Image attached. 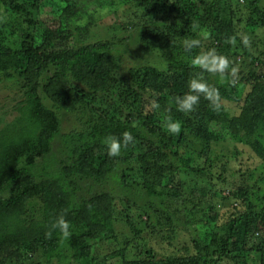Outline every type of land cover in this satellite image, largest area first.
Masks as SVG:
<instances>
[{
    "label": "trees",
    "instance_id": "obj_1",
    "mask_svg": "<svg viewBox=\"0 0 264 264\" xmlns=\"http://www.w3.org/2000/svg\"><path fill=\"white\" fill-rule=\"evenodd\" d=\"M72 1L0 0V75L5 79L17 78L26 96L18 123L14 122V131L9 134L4 129L0 136V193H3L0 196V264H24V249H41L46 264H106L115 258L121 259V264H221L225 259H233L235 264H248L252 252L260 254L257 264H264V240L253 242L249 248L254 231L258 234L264 229L261 228L264 226V189L250 185L249 175L246 186L236 190V198L249 203L248 210L232 214L221 228V234L214 235L208 247H203L200 240L192 241L198 254L188 256L155 255L139 238L144 230L128 214H124V219L116 218L107 193L80 201L73 199L76 179L89 180L99 186L110 180L118 182L117 167L121 163L129 164L133 152L138 151L136 160L143 170L142 187L151 199L149 208L156 209L160 213L157 217L162 219L165 206L180 196L170 194L166 186L159 187L155 179H159L166 168L181 171L177 167L179 162L189 164L188 158L178 155L181 144H187L189 149L190 140L185 137L188 131H192L195 143L190 142V152L198 158L208 154L210 145L220 140L209 129L211 122L220 124L230 138L254 153L260 161L257 169L264 167V72L249 81L250 88L243 93L238 105L236 101L241 97L235 95L236 88L230 79L226 77L227 82L220 86L219 77L216 78L212 85L224 91L221 101L235 102L236 113L230 114L222 103L220 109L214 111L202 98L198 109L184 117L172 102L173 97L187 91V82L193 75L185 63L192 52L184 53L179 39H184L196 25L208 33L211 47L226 57L240 51L241 46L247 52L238 38L234 45L226 41L237 35L233 21L237 19L239 1L245 4L248 18L258 20L259 27H264L262 0H200L199 3L198 0H126L134 2L145 16H152L149 17L152 24L166 23L165 32L160 33L157 26L144 25L137 36L141 49L166 59L171 73L143 68L122 79L119 78L120 59L114 46L87 43L89 25L77 31L73 46L67 44L64 48L57 47L56 40L67 30L66 37H72L66 22L58 25L59 33L49 31L47 35H39L36 25L41 21L36 17L42 9L56 6L60 8V17L69 20L73 16L69 12ZM93 1L101 8L107 1L113 4V0ZM6 18L10 20L7 24L3 22ZM11 23L21 32L18 37L24 38L19 46L6 42L4 33L8 26L11 28ZM33 42L38 46L34 47ZM47 68L53 73L42 79L44 84L40 89L43 97L51 102V108L43 104L38 93V80ZM73 83L83 87L86 93L78 94L71 86ZM118 89L120 92L115 94ZM146 95L167 105L171 116L182 122L180 134H164L162 127L149 128L155 116H147L145 108L134 109L136 104L144 102L142 96ZM110 96L112 98L106 101ZM124 100L129 102L130 112L134 110L129 120L121 121L119 113L124 105H117ZM59 111L87 115V120L79 132L70 134L72 137L64 149L67 160L60 163L57 173H50L42 160L52 153L59 134ZM163 117L164 114L157 120L162 122ZM145 130L150 136L143 135ZM126 131L134 136L135 143L122 148L119 156L109 157L104 139L108 136L121 138ZM33 199L41 203L40 219L28 208ZM250 200L255 201L253 205ZM60 214H65L71 224L72 235L68 241H63L59 231L52 228ZM117 222L128 226L130 238L116 230ZM110 241L119 242L120 249L103 255L101 247ZM215 255L217 260L213 261Z\"/></svg>",
    "mask_w": 264,
    "mask_h": 264
},
{
    "label": "rangeland",
    "instance_id": "obj_2",
    "mask_svg": "<svg viewBox=\"0 0 264 264\" xmlns=\"http://www.w3.org/2000/svg\"><path fill=\"white\" fill-rule=\"evenodd\" d=\"M199 2L200 0L197 1V3ZM239 3V10L235 16L237 19L233 23L235 24L237 34L247 35L250 43L248 47L243 46L247 49V52L241 46L239 48L240 51L232 52L228 57L231 61V67L237 68V72L234 75L230 71L226 73V77L230 79L236 88L235 95L241 97L240 100L236 101L237 105L241 104L243 93L248 92L251 85L249 81L254 75L256 76V74H262L264 72V27H259L258 20L248 18L247 9L244 7L245 4L241 1ZM262 4L264 6V0H262ZM103 5L105 7L101 8L99 7L100 5L94 4L93 0H73L71 8L69 9V12L73 16L69 20L60 17V8L56 6L45 7L42 9V13L36 17L41 21L36 25V28L39 35H47L50 33L49 31L59 33L57 28L60 23L66 22V24H69L72 37H66L68 35L67 30L66 34L63 36L60 35L61 37L56 40L57 47L64 48L67 44L73 46L77 41V31L89 25L87 43H110L114 46L115 54L120 59V79L128 77L143 68H155L166 73H171L169 71L170 65L166 59L162 56L144 52L141 49L137 36V31L143 28L144 25L150 28L157 26L160 33L165 32L164 25L166 23L161 22L157 24L155 22L152 24L151 21L153 20L149 19L152 16H145L146 13L140 8L137 9L134 2L113 0L112 5L109 1ZM72 8H75V10H72ZM100 9L105 10L104 15H98V10ZM9 21L7 18L3 20L6 24ZM9 27L4 33L6 42L19 46L24 38L18 37L21 34L18 26L11 23V28L9 29ZM187 33L184 39H201V48L193 49L191 56L199 51L212 48L209 43L210 37L206 31L194 25L190 30V34ZM184 39H179V41L182 43ZM36 43L33 42L34 47L38 46ZM183 51L187 55L190 53L186 52L184 48ZM218 53L224 55L222 52ZM190 57L185 63H187L189 70L194 74L199 70L190 64ZM52 73V69L47 68L38 80V93L42 97L43 104L49 108H51V102L43 97L40 88L44 84L42 79L50 77ZM204 76L211 85L215 83L218 77L217 75L207 73ZM71 86L75 87L78 94L86 93L83 87L75 83ZM117 92H120V90L118 89L114 93L117 94ZM221 95H224L223 90L220 91ZM25 98L26 96L21 87V82L17 78L5 79L0 75V136L4 129L9 134H12L14 131V122L18 123L20 109L26 104ZM111 98L110 96L106 101H109ZM142 99L144 102L136 104L134 109L145 108L147 116H155L154 122L149 124V128L151 130L161 129L162 122L157 119L162 114L171 115L167 105L160 104L161 108L159 112H154L151 109V103L157 99H152L148 95L142 96ZM113 102L111 105L115 106ZM221 103L230 114L236 113L238 108L235 106V102H227L224 100ZM123 105L124 108L120 111L119 118L121 121L129 120L130 113L134 109L130 112L131 106L126 100L123 103L119 101L117 107ZM105 107L108 108V106ZM59 115L61 124L59 134L53 143L52 153L46 159L42 160L43 163L45 161L44 165L50 173H57L60 168V163L67 160L64 149L67 148L66 144L72 137L70 134L75 131L79 132L83 128L82 123L87 120L85 117L87 115L83 117L82 115H78V113L59 111ZM183 116L186 117L185 115ZM262 127H264V124ZM209 129L220 140L210 145V150L207 155L198 158V156L190 152V142L192 145L195 143L193 137H191L192 131H188L185 137L190 140V142L188 141L189 149L186 147L187 144H181L182 146L178 149V155L179 158H188L189 164L184 165L179 162L177 167L181 171L174 172V168H166L161 173V177L155 179L159 187L166 186L170 190V194L177 193L180 196L174 203L165 206L166 212H163L162 219L157 217L156 214L160 213H157L156 209L149 208L151 199L146 195L145 189L142 187V184H144L142 179L143 170L140 168L138 160H136L139 154L138 151L133 152L134 157L129 164L121 163L117 167L119 169L116 176L118 182L110 180L105 185L99 186L89 180L76 179L75 186L77 189L73 199L80 201L81 199L90 198L92 195L107 193L112 199L116 218L124 219V214H128L144 230L139 238L155 255L160 257L170 255H195L198 249L194 248L192 241L200 240L201 244L204 245L203 247H208L212 237L221 234V228L232 218V214L240 213L241 211L246 212L248 210L249 203H244L241 198H236V190L246 186L247 175L250 176V185H256L264 189V167L262 166L260 169H257L260 161L254 153L249 148L236 143L230 138L228 132L220 124L211 122ZM161 132L166 134L163 131ZM143 135L150 136L146 130L143 131ZM2 194L0 193V196ZM254 202L250 200L251 205ZM255 205L259 207V204L255 203ZM28 208L31 212L34 211V216L37 219L41 218L39 215L41 213V203L39 200H31ZM156 220H160V223H157ZM139 223H142V225ZM115 226L119 233L130 238L131 231L127 228L128 226L126 224L117 222ZM261 228H264V226ZM251 237L252 241L249 243V248L253 246V242L257 243L261 241V238L264 240V229L258 234L254 231ZM118 243L117 241L104 243L101 247V253L105 255L107 251L110 253L119 250L120 245ZM33 250H23L22 262L24 264H35L38 262L46 264L43 251L41 249L37 251ZM203 250L200 251L203 252ZM212 259L216 261L217 255L213 256ZM259 259L260 254H253L252 252L251 257L248 259V264H257ZM121 263V259L115 258L110 259L106 264ZM11 264L16 263L12 262ZM221 264H235V262L233 259H225Z\"/></svg>",
    "mask_w": 264,
    "mask_h": 264
},
{
    "label": "clouds",
    "instance_id": "obj_3",
    "mask_svg": "<svg viewBox=\"0 0 264 264\" xmlns=\"http://www.w3.org/2000/svg\"><path fill=\"white\" fill-rule=\"evenodd\" d=\"M105 10H98V15H104ZM239 37L240 43L244 47H248L250 40L245 34L238 33L227 39L228 44H236ZM182 46L186 52H192L193 49L201 48L200 38H189L182 41ZM190 64L199 71L194 73L187 82V91L182 95L173 97V103L178 113L188 116L194 113L201 102V99L208 102L210 108L218 111L221 106V96L219 87L213 86L207 82L204 74L217 75L219 84L223 86L226 81V73L231 74L237 72L236 67H231V61L225 55L219 54L215 48L202 50L190 57ZM161 105L158 101L151 103V109L159 112ZM161 127L168 135H178L182 130V122L174 119L171 115H164ZM106 154L109 157H117L121 154L122 148H127L135 143V138L130 132H124L121 138L108 136L103 141ZM54 230H58L63 241H68L72 235L70 231L71 224L65 219V214L58 215L52 224Z\"/></svg>",
    "mask_w": 264,
    "mask_h": 264
}]
</instances>
